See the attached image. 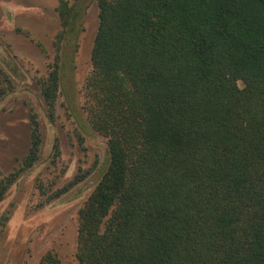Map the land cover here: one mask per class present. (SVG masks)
<instances>
[{"label":"trees","instance_id":"obj_1","mask_svg":"<svg viewBox=\"0 0 264 264\" xmlns=\"http://www.w3.org/2000/svg\"><path fill=\"white\" fill-rule=\"evenodd\" d=\"M95 2L83 109L106 159L78 211L79 264H264V0ZM79 4L56 7L55 57L38 80L49 119ZM12 90L0 63V96ZM31 124L0 201L38 161ZM40 264L60 263L48 251Z\"/></svg>","mask_w":264,"mask_h":264},{"label":"rangeland","instance_id":"obj_2","mask_svg":"<svg viewBox=\"0 0 264 264\" xmlns=\"http://www.w3.org/2000/svg\"><path fill=\"white\" fill-rule=\"evenodd\" d=\"M57 4L58 0H0V63L13 87L0 96L2 177L19 168L30 147L32 115L41 134L38 161L0 201V264H40L48 251L57 255L60 264H79L78 211L97 184L106 159V140L88 128L83 109L98 27L95 0H80L78 5L81 31L77 48L74 41L64 46L53 119L40 97L38 80L47 76L55 57L60 29ZM71 183L75 184L68 189ZM62 189L68 191L53 197ZM4 215L9 220L2 227Z\"/></svg>","mask_w":264,"mask_h":264}]
</instances>
